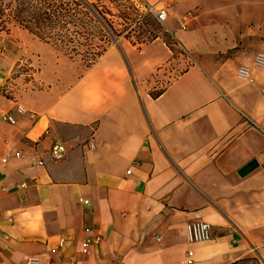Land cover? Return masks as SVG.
Wrapping results in <instances>:
<instances>
[{
	"label": "crops",
	"instance_id": "1",
	"mask_svg": "<svg viewBox=\"0 0 264 264\" xmlns=\"http://www.w3.org/2000/svg\"><path fill=\"white\" fill-rule=\"evenodd\" d=\"M141 1L174 50L123 40L73 76L49 45L0 30V264H264V0ZM23 61L41 88L9 93ZM197 222L211 238L189 244Z\"/></svg>",
	"mask_w": 264,
	"mask_h": 264
},
{
	"label": "trees",
	"instance_id": "2",
	"mask_svg": "<svg viewBox=\"0 0 264 264\" xmlns=\"http://www.w3.org/2000/svg\"><path fill=\"white\" fill-rule=\"evenodd\" d=\"M122 1V10L116 8L115 16L101 0H0V30L15 25L68 60L79 62L84 71L121 39L139 46L161 38L173 49L175 41L144 11L141 0H131L137 9L129 0Z\"/></svg>",
	"mask_w": 264,
	"mask_h": 264
},
{
	"label": "rangeland",
	"instance_id": "3",
	"mask_svg": "<svg viewBox=\"0 0 264 264\" xmlns=\"http://www.w3.org/2000/svg\"><path fill=\"white\" fill-rule=\"evenodd\" d=\"M129 2L134 4L135 9H137V7H139L137 5V3H135V2H133L131 0H129ZM101 3L104 6L110 8L112 13L115 16H117L116 8L120 7L121 10H122L121 6L125 2L122 1V0H101ZM138 9L143 10L142 8H138ZM130 15H131V18L135 17V14L131 13ZM115 20H117L118 23L121 22L118 18H115ZM9 25H11V24H9ZM9 25H6V28ZM122 41H123L122 39L117 41L116 46H113V48L119 46L120 42H122ZM5 47H4V43L0 41L1 53H3ZM53 56H57V60L61 61L63 65H65L66 62H67L68 67H67L66 73L69 76H71V75L73 76L74 74L81 73L83 68L81 67L79 62H72L71 60H67V58H63V57H61V56H59L57 54L56 55L54 54ZM18 60H27V59L25 57L21 56V57H19ZM28 60H30V59H28ZM187 63L188 62L185 61V60H175V61H173L169 66H167L165 68V71L155 75L153 77V79H151L149 81V84L147 85V89L149 90V92L152 95H155L159 91H161L165 87V85H167V83L170 81V79L173 76H175L177 73H179L180 71H182L186 67ZM62 72H64L63 69H62ZM34 74H35V69H33L32 67H29L28 64L25 61H23L21 63H18L17 66L14 69V76L13 77H20L21 80L18 83V85L15 84L13 82V80L8 82L9 93L13 94V93H16V90L17 91H23V90L32 89L33 87L41 88V86H39L38 84H35Z\"/></svg>",
	"mask_w": 264,
	"mask_h": 264
},
{
	"label": "built area",
	"instance_id": "4",
	"mask_svg": "<svg viewBox=\"0 0 264 264\" xmlns=\"http://www.w3.org/2000/svg\"><path fill=\"white\" fill-rule=\"evenodd\" d=\"M144 11L147 14L151 15L159 24H163L164 19H165V14L163 11L156 12L154 9L147 8V7H144ZM0 53H1V50H0ZM262 63H264V57L258 56L255 62V65L261 66ZM245 77H246V70L243 68H240L237 72V78L239 80H244ZM3 120L7 121L9 124H14L13 120L9 117L4 118ZM64 154H65V147L61 142H55L49 153L50 157L54 161L61 160ZM83 204H87V202H83ZM186 235H187V240L189 244L202 243V242H206L210 240L211 229L208 224L197 222V223L188 225L186 227ZM62 245H63V240L59 242V247H61ZM88 246H89L88 242H85L81 245L83 254H87ZM188 255L190 256L191 253H188ZM25 264H39V260L35 257H29L26 259Z\"/></svg>",
	"mask_w": 264,
	"mask_h": 264
}]
</instances>
